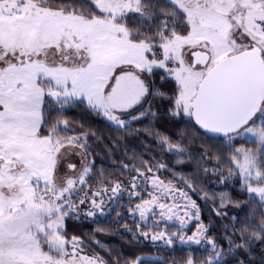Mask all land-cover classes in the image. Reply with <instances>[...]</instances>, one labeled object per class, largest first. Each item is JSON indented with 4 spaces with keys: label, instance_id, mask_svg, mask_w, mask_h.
Segmentation results:
<instances>
[{
    "label": "snow or ice",
    "instance_id": "6c2138e0",
    "mask_svg": "<svg viewBox=\"0 0 264 264\" xmlns=\"http://www.w3.org/2000/svg\"><path fill=\"white\" fill-rule=\"evenodd\" d=\"M0 264H264V0H0Z\"/></svg>",
    "mask_w": 264,
    "mask_h": 264
}]
</instances>
